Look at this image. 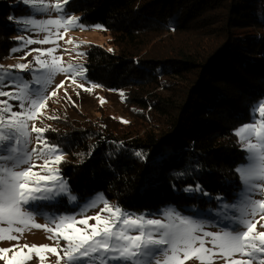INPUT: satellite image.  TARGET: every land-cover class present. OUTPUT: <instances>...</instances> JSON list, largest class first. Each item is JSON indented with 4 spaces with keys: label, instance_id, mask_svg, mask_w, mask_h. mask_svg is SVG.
I'll return each instance as SVG.
<instances>
[{
    "label": "trees",
    "instance_id": "1",
    "mask_svg": "<svg viewBox=\"0 0 264 264\" xmlns=\"http://www.w3.org/2000/svg\"><path fill=\"white\" fill-rule=\"evenodd\" d=\"M216 3L225 10L218 25L212 18L207 21L206 14L211 11L214 16ZM70 4L86 26H103L117 47L111 51L89 46L85 79L103 88L123 89V101L138 97L133 100L146 105L143 95L155 96L150 103L163 116L169 108L170 115L162 132L131 137L116 153L111 149L116 136L106 131L89 134L92 142L87 147L84 131H73V146L84 154L75 162L69 158L60 162L59 178L66 182L67 192L80 201L100 195L130 213L159 212L169 206L189 214L223 211L239 184L236 166L245 159L234 128L246 123L264 99V34L243 31L250 24L264 27V0H71ZM19 7L0 0L4 52L17 31L14 18ZM170 22L178 31L188 27L190 34L175 40V51L166 50L172 40L162 36L172 27ZM166 60L175 63L161 77L183 86L177 88L180 99L153 93L157 69ZM48 136L53 141L57 134ZM64 151L67 157L65 147ZM189 188L192 191H186Z\"/></svg>",
    "mask_w": 264,
    "mask_h": 264
},
{
    "label": "snow or ice",
    "instance_id": "2",
    "mask_svg": "<svg viewBox=\"0 0 264 264\" xmlns=\"http://www.w3.org/2000/svg\"><path fill=\"white\" fill-rule=\"evenodd\" d=\"M28 2V0H25ZM57 9L61 8L56 4ZM43 10V6L40 9ZM78 18L67 20L55 19L46 21L47 25L68 27L76 25ZM50 37L45 36L39 41L28 40L27 43H48ZM70 43L72 41H69ZM15 51V50H14ZM40 55L35 58L37 67L33 79L28 82L22 78L17 80L11 71L0 72V97L18 100L20 111H13V105L8 99L0 100V242L4 240H19L29 226L44 227L52 233L48 239H53L55 247L48 245L28 246L29 253H35L41 262L45 260L42 252H50L57 256V264H184V261L195 259L198 264H215L217 258L225 260L226 264H264V232L256 231V221L259 216L264 220V200H248L241 216L236 223L239 226L231 230L220 232H201V226L187 218L177 216L179 223H165L159 219H147L144 216H132L125 213L118 206L109 205L102 201L103 207L94 217H86L77 221L75 217H60L55 221V227L36 224L31 213L25 209L32 201L50 199L56 191L66 192L67 185L59 178L58 168H48L52 164H59L63 155L57 153L56 146L49 145L43 139L44 128L36 127L32 123L29 130V121L38 119L36 113L47 106V100L56 95L55 91L47 92L48 85L52 83L58 73H69L68 78L75 83L76 76H83L85 69L82 66L68 64L63 66L60 58L52 53L55 49L39 50ZM47 55L51 59H41ZM3 66H0L2 68ZM21 71L32 68L31 64H17L9 66ZM11 80L17 91H4L9 87L6 83ZM30 85H38L32 88ZM63 81L57 88L62 87ZM83 87V85H79ZM87 90V89H86ZM261 117L254 125H246L235 133L246 142L250 153V164L238 169L244 183L251 189V181L259 179L264 181V104L255 109ZM35 133L38 147L29 149L30 135ZM255 137L256 143L249 142ZM43 158L41 175L33 171L36 167L33 155ZM141 156V153H136ZM27 165V167H22ZM55 186V190L53 186ZM200 191L199 186L195 189ZM186 191H192L191 188ZM75 200V197H70ZM96 207V202L89 205ZM108 212V217L102 213ZM251 217V218H249ZM94 219L96 224L89 225L88 220ZM76 223L85 225L74 233L65 230ZM264 227V224L260 225ZM57 233H59L57 235ZM210 238V239H206ZM61 238L65 242L60 244ZM210 245V247L208 246ZM12 249H0V259H5V253ZM23 249L13 253L8 264H24L31 259V255L23 256ZM62 253L63 255H60ZM260 256L257 260V256ZM241 257L237 259L236 257ZM19 257V258H18ZM247 257L248 259H243Z\"/></svg>",
    "mask_w": 264,
    "mask_h": 264
},
{
    "label": "rangeland",
    "instance_id": "3",
    "mask_svg": "<svg viewBox=\"0 0 264 264\" xmlns=\"http://www.w3.org/2000/svg\"><path fill=\"white\" fill-rule=\"evenodd\" d=\"M12 6L20 5L19 16L14 18L17 31L12 35L13 42L11 43L8 51L0 49V72L11 71L13 76L19 80L30 82L33 79L34 70L37 67L35 63V58L40 55L39 50L55 49L52 53L53 56L60 58L63 66H67L69 63L74 66H85V54L89 46L99 45L103 46L108 50H116L114 44L111 43L110 33L104 29L100 24H95L90 27L86 26L80 21L81 14L79 12H74L71 0H9ZM56 4H60L61 8L57 9ZM43 6V10H38ZM214 11V16H210L212 13L208 11L207 18L214 21L218 25L221 17L224 16V6L220 3H216L212 7ZM78 18L77 24L70 26L65 30L63 27H58L55 25H47L46 21L52 19L67 20L69 18ZM172 24V22H170ZM165 33L162 35L166 40H172V44L166 46L168 48H174L175 40L189 38L190 34L186 33L188 27L183 26L180 31L172 24V27H167ZM245 32L255 31L258 34H264V27L258 24H250L243 28ZM45 36L50 37V42L48 43H27L28 40L39 41ZM69 41H72L71 43ZM160 41H162L160 39ZM155 46L158 43H154ZM15 50V51H14ZM191 50V49H190ZM41 59H51L47 55L42 56ZM175 63L170 60H166L164 64L158 67L157 75V86L153 93L159 92V95L168 94L174 99H180L179 88L182 89V85L176 84L175 80L168 81L165 77H161L164 72ZM17 64H31L32 68L29 70L21 71L19 69L12 68L9 66ZM170 65V66H169ZM69 73H58L54 76L52 83L48 85L47 92L55 91L56 95L47 100V106L41 109L40 113H36L38 119L29 121V130L32 123H35L36 127L46 129L42 133L43 139L49 145L56 146L58 151L53 155H63L62 162L67 161H77L84 154V151L79 149L75 150L73 146V137L71 140L73 131H84L85 138L84 142L87 140V147L91 146V138L88 137L89 134H96L99 131H106V134H110L112 137L116 136V139L111 144V149L118 150L120 145L126 147L124 143L129 142L131 137H141L145 134L155 135L158 132H162L163 129L167 127L165 125L167 119H169V108L166 109L167 116H163L158 109L155 108L150 100L155 97L149 95H143V99L146 100V105L140 104L133 98L138 99V97H129L127 101H123L124 93L123 89L114 90L107 87L100 86L98 84L88 82L85 79V73L83 76H76L75 83L73 80L68 78ZM152 77V76H151ZM154 79V77H152ZM176 79V78H174ZM63 81L62 87L57 88ZM167 83L164 85V83ZM9 87L4 88V91L15 92L17 89L11 80L6 81ZM79 85H83L80 87ZM32 88L39 87L38 85H30ZM168 88V89H166ZM178 88V89H177ZM87 89V90H86ZM152 94V93H151ZM8 99L9 104L13 105V111H20L19 108L20 101L9 99L8 97H0V100ZM144 103V102H143ZM261 104H264V99L260 100L257 105L253 108L251 112L250 119L246 123L238 124L234 128V133L246 125H254L256 121L260 120L261 117L259 113L255 111ZM57 134L56 138L51 141L48 135ZM36 134L31 133L30 140L31 143L28 145L29 149L33 147H38L36 139ZM239 147L245 152L244 161L237 167V173L239 178L238 187L233 190L234 196L229 200L225 209L219 213L207 214L203 211H196L194 213H185L175 208L173 206L166 207L159 212H141V213H130L132 216H144L147 219H159L165 223H179L175 218L177 216L182 218H187L190 221L195 222L197 225L201 226V232H220L222 230H231L233 227L239 226L236 221L241 216V210L245 208L247 201L253 200H264V181L259 179H254L251 181L253 187H249L244 183L241 178V173L238 169L242 167H247L250 164L249 155L247 151L246 142L242 140L241 137L235 134ZM88 137V138H87ZM251 143H256L255 137H252L249 141ZM65 149L68 151V156H65ZM31 163L36 165L33 168L34 172L41 175H47V171H42L41 166L44 161L43 158L33 155V160ZM22 167H27L23 165ZM60 168L59 164H52L50 161L48 168ZM54 187V185H50ZM73 195L66 192L56 191L50 199H41L37 201H32L28 205H25V209L31 213L33 221L36 224L42 226L47 225L48 227H55V221L60 217H75L77 221L86 217H94L100 212L103 207L102 201H107L109 205L118 206L114 200H107L100 195H93L90 198L83 200L70 199ZM92 202H96V207L90 208L89 205ZM119 207V206H118ZM120 208V207H119ZM110 213H102V217H108ZM251 218V217H249ZM258 223L256 224L257 232H264V220H261L259 216L254 218ZM89 225L96 224L94 219L88 220ZM85 225L76 223L71 228H65L62 230L68 233H74L77 229H83ZM19 235V240H4L0 242V249H12L8 253H5V259H0V264H8L11 260L13 253L23 249V256L31 255V259L25 260L24 264H57V256L50 252H42L41 255L45 256V260L41 262L36 258V254L29 253L25 245L32 246H42L48 245L50 247H55L56 243L53 239H48L47 237L52 235V233L45 230L44 227L35 228L29 226L25 229L24 233L20 235L19 233H14ZM59 233H57L58 235ZM206 239H210L207 238ZM65 242L61 238L60 244L63 245ZM210 247V245H208ZM60 255H63L60 253ZM19 258V257H18ZM241 259V257H236ZM260 256L258 254L257 260ZM243 259H248L243 257ZM63 264V261H61ZM116 264V262H112ZM184 264H198L195 259H190L184 261ZM215 264H226L225 260L222 258H217Z\"/></svg>",
    "mask_w": 264,
    "mask_h": 264
}]
</instances>
